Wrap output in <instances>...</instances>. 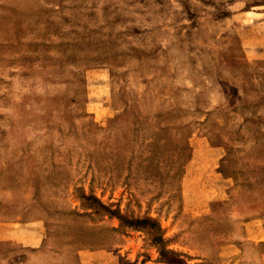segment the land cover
<instances>
[{"label": "rangeland", "instance_id": "rangeland-1", "mask_svg": "<svg viewBox=\"0 0 264 264\" xmlns=\"http://www.w3.org/2000/svg\"><path fill=\"white\" fill-rule=\"evenodd\" d=\"M258 10L0 0V222L43 220L40 264H264Z\"/></svg>", "mask_w": 264, "mask_h": 264}, {"label": "crops", "instance_id": "crops-1", "mask_svg": "<svg viewBox=\"0 0 264 264\" xmlns=\"http://www.w3.org/2000/svg\"><path fill=\"white\" fill-rule=\"evenodd\" d=\"M254 13V19L248 24V30L250 32L255 31L257 40L264 45V11L258 10ZM259 49L257 46V50ZM193 164L195 163H192V167L198 166V164ZM44 233L45 227L42 219L24 222L18 220L0 222V242H12L23 247L22 250L27 253V262H15V264H40L43 261L44 241L46 239ZM16 256L14 254L12 257L15 258Z\"/></svg>", "mask_w": 264, "mask_h": 264}]
</instances>
